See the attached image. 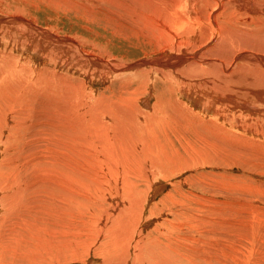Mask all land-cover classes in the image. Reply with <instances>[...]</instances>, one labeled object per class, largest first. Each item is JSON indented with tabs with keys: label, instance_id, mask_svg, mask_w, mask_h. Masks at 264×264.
<instances>
[{
	"label": "bare ground",
	"instance_id": "bare-ground-1",
	"mask_svg": "<svg viewBox=\"0 0 264 264\" xmlns=\"http://www.w3.org/2000/svg\"><path fill=\"white\" fill-rule=\"evenodd\" d=\"M79 1L91 8L101 2L110 3L116 10L120 9L126 12L130 17L129 19L134 22L133 26L136 25L138 28V23L150 26L152 31L149 33V39H152L153 45H155L154 50L157 51L155 53H159L160 55L153 58L146 57L132 64L125 62L117 64L116 66L105 61L101 62L103 66L110 68V70H108L111 71V73L120 72L122 73L121 76L124 74L126 75L124 79L120 80L118 93L116 94L111 90L112 97H106L104 95L99 99H87L86 95L80 92V89L73 91L76 92L73 97L76 101H115L112 105L102 102H100V104L93 103L91 105H89L90 102L88 105L83 104L81 106L82 109L80 108V116L78 118L74 117L77 119L74 122L75 124L73 123L74 126L71 127L78 133L75 139L81 142L84 147L87 149L91 148L90 143L95 146H104L105 144L107 148L110 149V151H108V153H110L108 156L105 154L106 151L104 150V154L106 155L105 157L103 156L104 158H100L95 162L96 164L92 162L91 164L89 163L90 165L86 164L87 166L84 167H82L83 165L80 167H62V170L58 171H56V168L49 166L48 168L45 167L47 177H44L46 173H44V175L41 174V177L45 180L35 175L28 186H26L27 191L20 186L18 175H15L16 179L13 182L9 179V174L5 169H0V264H8V262L45 264L48 260L62 263V260L80 257L82 256L79 255L80 245L78 242L80 235L77 231L83 227L91 231L96 225L100 229L102 238L105 241H113L111 247L103 244L99 248L100 253L97 255L104 260L102 263L100 262L101 264H198L204 258L206 259L205 264L209 261L211 264H248L246 263L247 253L245 254L244 247L238 243L234 244L229 240L228 231L231 222L229 219V210H226L230 205L227 189L219 191V189L215 188V195L211 193L204 198L200 196L201 199L195 195L190 196L192 200L191 204L197 206L201 211L196 210L192 207L193 205L191 206L189 203V205L183 204L185 208L183 211H176V206H179V208L183 206L182 202L179 201V197V200H174L176 195L173 196V199L169 196L171 199L170 205H167V201L164 200L163 202L159 201L161 202L159 203L160 205L156 203L152 210L149 207V209H147L150 203V196L152 195L155 197L156 195H153L152 189L145 191L141 186L142 178L145 186L148 188L153 186L156 182H154L153 179H155V176L159 173L157 170H164L163 166L166 165L165 159L164 162H162L163 165L159 162L152 163L154 157L150 155V151H145V148H148L147 150L151 149L149 140L159 134L154 132L159 129H165L169 141H171L172 135L176 134L178 136H183V134L190 132L191 136L194 137V142H192L196 145L197 149L195 150L199 153L197 154L199 160H214L220 152L224 151V148L220 151L219 140L221 139L225 143L227 139L233 136H239L242 139H240L241 141L249 142L248 145L251 152L254 151L253 156L249 158L248 148H245V150L241 149L242 154L246 153L242 158L245 168L250 169L246 164H252L255 156H261L264 160V0ZM87 12L88 11H86V13ZM16 16L17 18L11 17L8 20L14 21L15 19V21L19 23L20 21H24L29 26L32 25L31 27L35 30L46 32L50 38L53 37L59 42L63 40L69 41L66 37L55 36L51 31L42 29L20 15ZM0 18L2 20V18L6 17L0 16ZM57 40L56 43H58ZM71 41L74 42L73 44H77L76 40L73 39ZM36 44L39 47H36V50L40 52V49H42L41 40ZM30 47H33L35 50L33 43ZM82 54L84 57H87L84 51ZM92 58V60H94V57ZM9 61L10 60L5 59L4 63H8ZM12 67L13 65L10 69ZM8 76H10V74ZM8 76L6 75V77ZM40 76L39 73H34L31 79L39 78ZM144 76L145 79L141 81V78ZM136 77L138 79H136ZM150 77L159 81H154ZM24 78L25 80L29 79L25 76ZM5 79L6 81L4 82L0 78V88L8 86L9 89H11L10 87L13 81H16V83L18 81L22 85V87L18 85L20 89L16 86V89H18L17 97H19L22 93L25 80L22 77H15L14 75ZM134 79L137 81L139 80L137 89L131 88V83ZM36 84L37 83L31 81L30 87L32 86L33 88V92L31 93L33 97L38 98L46 89H49L55 101H69V99H66L68 97L66 95L58 96L60 98L55 97L54 87L46 88L39 85L38 87ZM155 84L162 85L159 90L160 96L157 97L154 104L148 106L155 96V90L157 89ZM17 97L16 101H9L10 108H7L10 114L20 117L19 115L25 112V107L19 106L14 113L15 105L16 103L18 104L17 101H19ZM0 101H2L1 97ZM135 101H141L142 105L139 107ZM48 104L50 105V103ZM73 108L71 107L70 110ZM76 110L78 109L76 108ZM235 111L242 112L249 118L255 120V130L252 131V136L248 137V134H243L242 126L244 127V132L248 127L245 123H241V115L235 114V118L232 117V119H228ZM169 117L172 119H169ZM55 123L57 126L61 125V119L60 123ZM260 123L261 125L257 130V124ZM223 130L229 131V135L227 136L224 134L222 132ZM5 137V134H2L0 139L4 142ZM186 138L185 140H187ZM188 141L190 140L188 139ZM229 141L234 146H238L235 140L230 139ZM155 142H157V140ZM151 143L154 144V141ZM162 143H164V141H162L161 144ZM193 143L191 145H193ZM119 145L121 146V150L134 146L136 151L137 147H139L138 150H140L141 154L147 152L145 153L147 155H143V158L147 160L145 162L150 161L156 169H152V164L149 166L146 164L134 165L135 163L133 165L122 164L121 162L115 163V161H113L114 158L110 155H113V153L116 154L115 149H117L118 152L117 147ZM165 145L166 143H164V146ZM170 147L172 148V146ZM241 147L242 145L238 146V148ZM165 148H167V146ZM188 148L189 147H187V149ZM113 150H115V152ZM111 151H113V153H111ZM1 152L4 151L2 150ZM137 152H135V154ZM261 152L262 155H259ZM183 153L181 152V155ZM226 153L227 152H223V154L220 155V161L227 158ZM130 154L132 153L129 152V155ZM119 156L121 157V154ZM161 156L162 155L159 157ZM89 157L94 159L90 155ZM125 157L131 158V156ZM190 158H188L189 161ZM194 158L196 157L194 156ZM179 159L180 162L183 160L182 158ZM198 159H196L197 163H199ZM184 160H186L184 164L187 165L190 163L186 158H184ZM203 160L201 162H203ZM232 160L239 159L233 156ZM133 161L135 162L136 160ZM97 162H100L102 165L100 163V165L97 164ZM137 162L139 163L141 161ZM259 162L257 161V163ZM175 163L176 162H174V165L177 166ZM177 163H179V160ZM195 163L194 161L193 166H195ZM5 164L6 162H2L0 159V166L3 167ZM180 165L181 163L178 166ZM186 165H184V168H186ZM196 165L199 166V164ZM259 166L260 173L263 172L262 175H264V161L261 162ZM17 171H19V169L16 166L15 172L17 173ZM220 172H222V170ZM220 176L219 174V177ZM224 176L230 177L232 175L225 173ZM221 177L223 179V175ZM65 179H67L69 183L67 189H63V185L65 184L62 182L66 181ZM198 179L200 180L202 178ZM42 185H46L48 190L51 189L50 192H48V196L52 195V199L55 202L47 198V195L41 193L40 187L38 186ZM79 187H82V189L79 190ZM261 187L264 188V186ZM217 190L219 191L218 193L216 192ZM63 191H68L70 195L69 199L65 197L67 192ZM222 191L225 192L222 194ZM29 194L34 196V200L37 202L43 200L49 203L47 207H45V215L44 218H42L44 219V224L39 222L36 223L35 221V223L32 222L27 226L25 225L26 223H23L26 226L25 228L22 226L19 227L18 220H21L19 219L21 215V217L29 219L31 216L26 214V212L30 211L33 215L36 213V207L34 205H28V209L19 206L20 201L31 202L29 201ZM254 195L256 194L254 193ZM185 197L187 196L184 195L183 201ZM34 200L32 202H34ZM188 202H190V200ZM56 204L61 208L69 209V215L76 218L75 220L73 219V221H79L84 218L81 221L82 226H78V224L76 225L78 228H74L71 224L70 227H68L66 226V223H68L66 220L59 223V225L57 224L58 226H55L56 223H58L57 219L54 220V224H52L53 221L51 222L49 219L51 216L58 217L60 220L63 219L61 217L62 215H60L61 213H54L56 209H58L56 208ZM256 204L255 202L251 206V208L254 206L252 214L255 218H258V214L264 216L263 213L258 211L263 209V206ZM8 205L10 209L6 208ZM169 206L172 208V212L167 211ZM150 210L151 215L148 217ZM13 212H18V215L16 216L15 214L14 216ZM223 215L228 217V220L224 218ZM9 219L10 229L8 230V226L5 224L9 223ZM23 220L24 219H22L21 222ZM35 220H38V218ZM186 220H193L200 234L197 235V240L194 238L191 239V242L196 247L194 251L198 248L199 239H203L207 247L214 253L213 255H209V252L206 251L200 262L194 261L192 255L186 252L191 248L190 244H188L185 249L183 245H181V242H183V228L189 225V223H186ZM209 226L210 228L207 230ZM157 229L165 236L169 237L175 244L161 247L153 245L152 236ZM35 232L37 237L35 236ZM206 232L210 236L203 234ZM21 234H23L24 237L20 236ZM40 234H43L44 238H46L52 246L54 243L53 247L57 248L53 249L56 251H53L50 256L40 255V257H36V252H33L38 249L41 253L44 252L43 249L52 250L46 242L36 243L33 241V239L42 238ZM57 240H62L64 244H58ZM32 244H36L42 249L40 247L36 248ZM4 248L7 251L12 250L11 254L8 255ZM48 250L46 253L49 252ZM178 256H185L188 262L179 261L177 259ZM259 261L260 264L264 263V255L259 258ZM89 263L99 264L96 260L90 261Z\"/></svg>",
	"mask_w": 264,
	"mask_h": 264
},
{
	"label": "rangeland",
	"instance_id": "rangeland-1",
	"mask_svg": "<svg viewBox=\"0 0 264 264\" xmlns=\"http://www.w3.org/2000/svg\"><path fill=\"white\" fill-rule=\"evenodd\" d=\"M101 3L98 5H94L91 8L90 6L84 3L82 4L79 0H63V1L62 0H0V16L6 17V18H2V20L0 18V68H1L0 78L2 79V81L5 82L6 81L5 78L12 77L14 75L15 77H22L24 80H25L24 78L25 76L26 78H29L28 80H30V81L28 80L24 81V86L22 90L23 94L21 93L19 97H17L18 89H20L18 88V85L19 87H22V85L18 81L17 83L16 81H13L10 87L11 89H9L8 86L0 88V97L2 100L0 101V137L2 134H5L6 136L4 142L0 139V144H1L0 149L2 148L0 150V159L2 160V162H6L5 166L3 167L0 166V169L4 168L5 171L8 172L9 174V179L12 180L13 182L16 179L15 175H18L19 184L25 191H27L26 186H28L29 182L31 181L32 178L35 177V175L36 176L38 175L37 177L39 176L41 177L42 175H44V173H46L44 177H47V172L45 170L46 168H48V166L52 168H56V171L62 170V167L63 168L80 167L82 165H83L82 167H84L90 165L92 162L93 164H96L95 162L98 161L100 158H102L103 156L105 157L106 155L108 156L110 154L108 153L110 149H108L105 144L104 146H98V145L95 146L94 144L90 143L91 148L87 149L86 147H84V145L81 142H78L75 139L78 133L76 132V130H73V128H71L72 126H74L75 124L74 122L76 121V119L80 116L81 114L80 110L82 109L81 106L83 104L88 105V103L90 102L89 105H91L93 103L100 104V102H102L105 104L112 105L115 102L111 100L85 102V101H76L75 98H73L76 93L73 91H76L78 89H80V92H83V94L86 95L87 99L89 98L99 99L102 98L104 95L106 97H112L111 90L112 92L114 91L116 94L118 93L120 80L124 79L126 75L124 74L121 76L122 73L120 72L111 73V71H109L110 68L103 66L101 62L105 61L116 66L117 64L125 63V62L128 64H132L146 57L153 58L160 55L159 53L158 54L155 53L157 52L156 50H154L155 45H153L152 39H149V33L152 31V28L150 26H145L143 25V23H138V28H137L136 25L133 26L134 22L129 19L130 17L127 15L126 12L120 9L116 10L110 3L109 4L107 2H101ZM86 11L88 12L86 13ZM16 15L22 16L26 20L33 22L42 29L51 31V33L52 34L54 33L55 36L58 35L63 38L66 37L67 39H69V41L60 40L61 42H59L57 39L53 37L51 38L48 37L46 32H40L38 30H35L33 27H31L32 25L29 26L24 21H20L19 23L15 21V19L14 21L8 20L11 17L17 18ZM35 38H37L38 40ZM73 39L77 41V44H73L74 42L71 41ZM39 40H41L42 42L41 45L42 49H40V52L36 50V47H38L36 43H38ZM56 40L60 44L56 43ZM32 43L35 46V50L33 47H32L33 49L30 47L32 46ZM83 51L86 53L87 57L83 56L82 54ZM91 56L94 57V60H92L93 58ZM5 59L10 60L11 62L9 61L8 63H4ZM12 65L13 67L10 69ZM2 67H7V68H2ZM34 73H39V76L40 75L41 76L39 78L31 79V76H33ZM9 74L10 76H8ZM6 75L8 77H6ZM136 79L138 78L136 77ZM144 79L145 76L141 78V81H143ZM151 79L157 82L159 81L154 78ZM31 81L37 83L36 84L37 86L39 85L46 88L54 87L55 97L66 95L68 96L66 99H69V101H55L52 98V92L49 89H46L45 92H43V94L40 97L38 98L33 97V95L31 94L33 92V88L32 86L30 87ZM138 81L134 79V81H132L131 83L132 85L131 88L133 87L134 89H137L139 83ZM155 85L157 87V89L155 90L156 91L155 96L154 98H152L148 106L154 104L157 100V97L160 96L159 90L162 85L161 86L159 84H155ZM16 86L18 89H16ZM161 96H165V95H161ZM16 97L17 99L19 98V101H17L18 104L16 103L15 105L14 113L17 111L19 106L25 107L24 110L25 112L20 114L19 115L20 117H16L10 114L8 109L10 108L9 101H16ZM135 102L139 107L142 105L141 101H135ZM48 103H50L51 106ZM70 106L74 108L70 110L71 109ZM76 108L78 110H76ZM235 114L241 115L242 116L241 123H245L248 127L247 130L244 132V127L242 126L243 134L244 133L248 134L249 135L248 137L252 136V131L255 130V126H254L255 120L249 118L242 112H237V111L233 112L232 115L228 117V119L230 118L232 119V117L235 118L236 117ZM64 116L66 117V119ZM74 117L77 118L75 119ZM60 119L62 124L57 126L55 122L60 123ZM169 119L172 118L169 117ZM260 125L261 123L257 124L256 127L257 130L259 129ZM154 132L159 134L155 135L149 140L151 149L147 150L148 148H145L146 149L145 151H150V155L154 157V161L152 163L159 162L160 164H162V162H164L165 159L166 165L163 166L164 170L161 169L160 171L159 169L157 170L159 173L155 176V179H153L154 182L155 181L156 182L150 188L144 185L142 178L141 188L144 189L145 191H149L150 189H152L153 195H156L155 197L152 195L150 196V203L149 206H147V209L151 208L152 210V208L156 205V203L157 205H160L159 203L161 202L159 201L163 202L164 200L168 202V203L166 202L167 205H170L171 199H173L174 198L173 196L176 195L175 196L176 198H174L175 201L179 200L180 198L179 201L182 202V205L190 204L191 206L193 205L192 207H194L196 210L201 211L197 206L191 204L192 200L190 199L191 198L190 196L195 195L204 198L206 196H209L211 193L215 195L214 193L215 188L219 189V191L227 189L226 191L228 194L227 196L230 205L227 207L226 210H229V219L231 222L228 231L229 240L234 244L238 243L244 247L245 254L247 253L246 263L257 264L259 262L258 264H260L259 258H261V256L264 255L263 254L264 253V216L258 214L257 215L258 218H255V216L252 214L254 206L252 208L251 206L255 202L257 203L256 205H262L263 209H260L258 211L264 214V188L261 187L264 186V175H262L263 172L260 173V166H259L261 162H263L264 160L261 158V156L259 157L255 156L256 159L254 158L253 163L251 162L252 164L250 163L246 164V166H249L250 169L245 168L242 158L246 153L242 154L241 149L245 150V148H248L247 151L249 154V158L253 156L254 151L251 152V149L248 145L249 142L241 141L242 139L239 136H233L230 139L235 140L238 146L242 145V147L238 148V146H234L229 141L230 139H227V142L225 143L220 139L219 140L220 151H222V149L224 148L223 152H227L226 153L227 158H225V160L220 161V155L223 154V152H220L215 157L214 160L211 159H204L205 161L203 159L199 160L197 158L198 157L197 154L199 153H197V151L195 150L197 148L195 143H193L194 137L191 136L190 132H188L187 134H183V136H178L176 134L172 135L171 141L168 140L165 129L155 130ZM222 132L227 136L229 135V131L227 130L225 131L223 130ZM222 137L224 138L223 134ZM185 138L187 140H185ZM188 139L190 141H188ZM156 140L157 142H155ZM152 141H154V144L151 143ZM162 141L166 143L165 146L164 143H162L163 145L161 144ZM182 141L183 144L186 143L187 145L186 144L183 145ZM187 142L188 143L192 142L193 145H191L192 143L188 144ZM172 144L173 145L175 144L174 147ZM119 146L117 147L118 152L117 149H115L116 154L113 153V151L115 152V150H113L111 151V153H113L114 156L112 154L110 155L111 157L114 158L113 161H115V163L121 162L122 164L124 163L127 165H133L135 163L134 165L146 164L151 166L152 163H150V161L145 162L147 160L143 158V155H147L145 154L147 152L141 154L140 150H138L139 147H137V151L140 153L139 154L134 148V146L129 147L127 149L124 148V150H121V146L120 147ZM166 146L168 149L165 148ZM170 146H172V148ZM187 147L189 148L187 149ZM2 150L4 152H1ZM104 150L106 151V153ZM67 152L69 155L67 154ZM129 152L132 154L129 155ZM135 152H137L138 154L137 153L135 154ZM181 152L182 153L185 152L182 154L183 156L181 155ZM120 154L121 157L119 156ZM89 155L94 159L90 158ZM158 155L159 156L162 155L161 156L162 158L159 157ZM259 155H262V152L259 153ZM117 156H119L121 159ZM125 156H131V158H126ZM194 156L196 158H194ZM233 156L238 158L239 160H232ZM118 158L121 161H119ZM177 158L179 160V163H177L178 162ZM179 158H182L183 160L184 158H186L187 160L188 158H190V161L189 160L188 161L192 165L190 163L187 165L184 164L186 160L184 161L181 160L180 162ZM196 159H198L199 163H197ZM133 160L136 161L134 162ZM191 160L193 161V163ZM202 160L204 163L201 162ZM256 160L260 162L257 163ZM137 161H141V162L138 163ZM194 161L196 162L195 163L196 167L193 166ZM174 162H176L175 164H177V166L174 165ZM54 163L56 166L54 165ZM99 163L100 162H97V164ZM180 163L181 165L178 166ZM196 164H199V166ZM184 165H186L185 166L186 168H184ZM16 166L19 169L17 173L15 172ZM152 169H156L153 164H152ZM221 170L222 172H220ZM200 171H202L203 173ZM225 173L226 174L228 173V175H232L233 178L232 176L225 177L224 176ZM219 174L221 176L223 175L224 180L222 179L221 176H220L221 178L219 177ZM197 177L202 178L200 179L201 181ZM43 180L45 179L43 178ZM65 180L66 181L62 182L63 184H65L63 185V189H67L69 187V183L67 179ZM38 187H40L41 193L43 195H47V198L53 200L52 195L48 196L49 195L48 192H50L51 189L48 190L46 188V185L44 186L42 185ZM81 189L82 187H79V190ZM219 191L217 190L216 192L218 193ZM63 192H67V195H65V197L66 199H69L70 195L68 194V191H63ZM223 192L225 191H222V194ZM254 193L256 195H254ZM184 195L187 197H185V200L183 201ZM169 196L170 198L171 197L172 198L170 199ZM33 200H34V196L29 194V201L32 202ZM189 200L190 202H188ZM31 202L20 201L19 203V206H22L25 209H28V205H34L36 207V213H35L36 215L35 214L33 215L32 212L30 211L26 212V214L31 216V218L27 219L25 217H21L22 215L20 216L19 219L21 220L24 219V220L22 222L21 220H18L19 227L22 226L25 228L28 224L32 222L35 223V221L36 223L39 222L44 224V219L42 218H44L45 215V210H46L45 207H47L49 203L43 200H39L38 202L34 200V202H32L33 204ZM6 208L10 209L9 205L6 206ZM56 208L58 209H56L54 213L55 214L61 213L60 215H62L61 217L63 219L60 220L58 217L51 216L49 217V219L51 222L53 221L52 224H54V220L57 219L58 223H56L55 226H58L59 223L65 220L66 222H68L66 223V226L68 227H70L71 224L73 225L72 227L74 228L77 227L76 225L78 224H79L78 226H82L81 221L84 218L79 221H73V219L75 220L76 218L74 216L69 215L70 212L69 209L61 208L59 205H57ZM178 208L179 206H176L175 208L176 211H183L185 209L184 205L181 206L179 209ZM162 209L165 210L164 208ZM167 209H166L167 211L172 212V208L170 206ZM151 210L148 217L151 215ZM13 214L14 216L15 214L17 216L18 212L17 213L13 212ZM33 216L35 219L38 218V220H35ZM223 217L228 220V217H225L224 215ZM23 223H26L25 224L26 226ZM186 223H189V225L184 226L183 228V232H182L183 242H181V245H183L184 249L188 244L191 245V248L186 252L189 255H192L193 260L196 262L201 261L202 256L203 254H205L206 251L209 252V255H213L214 254L213 251L207 247L203 239H199L198 248L196 249V251H194L196 247L191 242V239L194 238L195 240H197V235L200 234L198 233V230L195 227L193 220H186ZM5 225L8 226V230H9L10 219H9V223L8 224L6 223ZM209 228L210 226L208 227L207 230H209ZM77 233L80 235V239L78 242V244L80 245L79 255L82 256L62 260L64 263L63 262L57 263V261L53 262L48 260L47 263L45 264L48 263L49 264H73V263L90 264L89 262L94 260L98 261V263L101 264L104 260H102L97 255L98 253H100L99 248L103 244L111 247L113 241H105L102 238L101 231L97 225L93 227L91 231H88L85 227H83L79 229ZM203 234L209 235L207 232ZM20 236H23V234H21ZM35 236L37 237L36 232H35ZM40 236L42 238L33 239V241L36 243L46 242L51 247L52 250L47 249L49 251L48 253H46L47 252L46 249H43L44 252L42 253L40 252L39 249L33 252H36V257H40V255L50 256V254L53 253V251H56L53 249H57V248L53 247L54 243L52 246L46 240V238H44L43 234H40ZM152 237H153L152 244L155 245L156 247L170 246L175 244L169 239V237L165 236L159 229L154 231ZM57 242L58 244L61 245L64 244L62 240H57ZM32 245L36 248L40 247L36 244H32ZM5 251L8 255H10L12 250L7 251L5 249ZM177 259L185 263L188 262L185 256H178ZM205 260L206 259L204 258L198 264H205ZM8 264H21V263L8 262ZM206 264H211V263L209 261Z\"/></svg>",
	"mask_w": 264,
	"mask_h": 264
}]
</instances>
